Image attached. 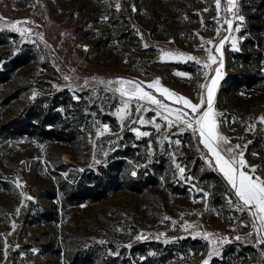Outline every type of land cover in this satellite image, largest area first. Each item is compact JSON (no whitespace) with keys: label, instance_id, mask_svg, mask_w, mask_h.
I'll return each instance as SVG.
<instances>
[{"label":"rangeland","instance_id":"374dc122","mask_svg":"<svg viewBox=\"0 0 264 264\" xmlns=\"http://www.w3.org/2000/svg\"><path fill=\"white\" fill-rule=\"evenodd\" d=\"M227 6L0 0V264H264V231L239 210L198 132L169 127L147 101L118 112L127 98L115 81L123 79L191 116L147 85L158 78L192 103L206 100L199 86L218 63L203 65L209 49L219 61L224 40L214 97L218 132L229 141L221 151H243L264 178V0Z\"/></svg>","mask_w":264,"mask_h":264},{"label":"snow or ice","instance_id":"6c2138e0","mask_svg":"<svg viewBox=\"0 0 264 264\" xmlns=\"http://www.w3.org/2000/svg\"><path fill=\"white\" fill-rule=\"evenodd\" d=\"M216 10L219 13L221 9V0H215ZM227 8L226 10L232 12L233 9L236 8V0H227ZM117 10H119L120 5H116ZM136 9L133 8V11ZM207 11V9H205ZM241 22H243L244 17L239 15L237 17ZM3 17H0V20H3ZM104 19H107L105 17ZM21 23L20 21L14 22L12 24L13 30L21 31L16 27L17 24ZM23 23H28V21H23ZM229 30H233V22L232 20H226ZM235 31L239 32L240 28L236 27ZM27 31V29L23 30ZM219 32V29H217ZM23 34V33H22ZM225 39H228L227 37ZM206 43L211 44L212 41H207ZM224 40L220 42L219 46L215 47L216 53H219V61L218 57L213 54V52L208 50V62L203 65L204 68H211L213 64H217L218 66L215 68V75L210 78V83L202 84L199 87L202 89H206L207 97L206 100L204 96H201V102L199 104L192 103L190 100L183 96H177L176 93L170 91L167 88L160 87V81L157 78L147 85L150 89H155L161 95L165 96V98L172 100L175 99L176 102L182 103L183 106L187 109L191 110L192 115L190 116L188 112H182L180 109H173L163 104L160 100H158L154 95L144 90L140 83L118 79L115 83L119 84L120 87L116 88L115 91L119 92L121 97H126L127 100L124 102V105L118 112H127L128 109V101L136 100V101H147L153 105H156L161 111H157L156 115L162 117L168 124L169 127L173 126L174 123L179 122L186 126L188 129H192L194 132H198L199 134V142L207 149V152L214 157L215 165L219 169V171L223 174L224 179L234 190L235 196L241 202L238 205L240 211H245L247 209L248 214L254 218V227L255 221H259L260 228L256 231L259 234L261 231H264V178L259 175H256L257 166L249 165L247 161L244 159V152L241 151L237 154L234 152L233 147H229L226 149L228 155L227 157L222 154L221 148L222 145L228 144L229 141L227 138L218 132V122L217 117L222 115L214 111V97L216 89L219 85L220 80L222 79L221 69L223 68V53L221 52V48L223 47ZM147 47V45H145ZM233 50H239L237 44L234 40L232 44ZM163 55L175 58L177 56H182L183 54H177L172 52H165ZM188 60H195L196 63H200V61L192 56L187 57ZM182 75V74H180ZM207 76V73H205ZM109 83H112L109 81ZM33 98H35V93L33 94ZM206 105V107H205ZM147 111L148 109H142L141 107H137L136 111ZM167 113V115H165ZM175 113V118L170 119V117ZM123 119V117H121ZM260 123H264V116L259 118ZM139 123L145 124L147 121L141 118ZM157 130L160 129V125L156 124L155 121H152ZM253 126H250L249 130H252ZM106 130V126H105ZM149 133L147 132H139L137 131V136H147ZM177 145H179L180 141H175ZM239 145H236L235 148H239ZM246 147V146H245ZM99 163V161H97ZM178 171L181 175L185 172L183 167L177 165ZM136 173L133 172V175ZM17 187H22L20 184H17ZM21 195H25L21 192ZM205 196L207 193L204 194ZM25 199L32 200L31 196H25ZM19 212V208L17 209V213ZM15 227V225H13ZM188 227H192L188 225ZM211 234H205V239ZM252 235V233H249ZM141 237H137L140 239ZM239 239V237H237ZM224 241H221L223 243ZM215 243V242H213ZM259 243L264 244V239H260ZM34 252L36 250H33ZM5 256L7 252L5 251ZM217 254L215 252L210 253L209 255ZM204 264H208V261L205 260Z\"/></svg>","mask_w":264,"mask_h":264},{"label":"trees","instance_id":"16d2710c","mask_svg":"<svg viewBox=\"0 0 264 264\" xmlns=\"http://www.w3.org/2000/svg\"><path fill=\"white\" fill-rule=\"evenodd\" d=\"M238 85V84H237ZM236 84H235V86H237ZM22 126V125H21Z\"/></svg>","mask_w":264,"mask_h":264}]
</instances>
